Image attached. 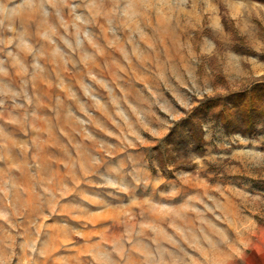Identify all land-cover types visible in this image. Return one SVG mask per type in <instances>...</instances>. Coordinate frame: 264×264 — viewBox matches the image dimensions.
Listing matches in <instances>:
<instances>
[{
    "label": "rangeland",
    "instance_id": "374dc122",
    "mask_svg": "<svg viewBox=\"0 0 264 264\" xmlns=\"http://www.w3.org/2000/svg\"><path fill=\"white\" fill-rule=\"evenodd\" d=\"M255 0H0V264H264V129L174 122L264 79Z\"/></svg>",
    "mask_w": 264,
    "mask_h": 264
},
{
    "label": "trees",
    "instance_id": "16d2710c",
    "mask_svg": "<svg viewBox=\"0 0 264 264\" xmlns=\"http://www.w3.org/2000/svg\"><path fill=\"white\" fill-rule=\"evenodd\" d=\"M264 3V0H255ZM222 23L235 41L233 50L248 56H259L264 61V53L247 47L245 38L239 36L233 22L222 17ZM259 34L264 36V26L259 24ZM214 122L227 135L253 136L264 129V79L227 95L208 98L194 107L185 117L173 123L166 136L163 148L155 147L162 169L173 162L179 167L178 154L205 153V125Z\"/></svg>",
    "mask_w": 264,
    "mask_h": 264
},
{
    "label": "crops",
    "instance_id": "0c3cea01",
    "mask_svg": "<svg viewBox=\"0 0 264 264\" xmlns=\"http://www.w3.org/2000/svg\"><path fill=\"white\" fill-rule=\"evenodd\" d=\"M257 3V2H256ZM259 4V19L261 20L262 24L264 25V3H258Z\"/></svg>",
    "mask_w": 264,
    "mask_h": 264
}]
</instances>
